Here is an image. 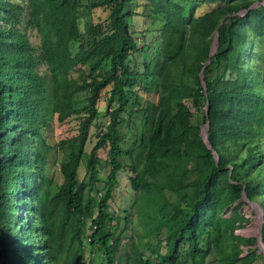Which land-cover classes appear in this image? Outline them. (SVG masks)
I'll return each mask as SVG.
<instances>
[{"label": "trees", "instance_id": "trees-1", "mask_svg": "<svg viewBox=\"0 0 264 264\" xmlns=\"http://www.w3.org/2000/svg\"><path fill=\"white\" fill-rule=\"evenodd\" d=\"M200 1L221 3L195 15L194 4L186 12L176 0H140L147 16L160 14L162 23L156 53L142 57L137 71L130 59L146 50L144 37L127 19L137 1L0 0V264H85V243L94 254L89 264L99 253L101 264H115L119 215L108 210V200L121 159L131 151L122 147L119 116L130 100L140 110L128 87L145 76H156L159 90L153 109L143 110L148 130L127 165L142 229L130 241L129 263L205 264L207 250L213 254L207 264L255 259L256 237L234 230L248 221L239 210L242 197L255 199L264 245V3ZM96 6L107 10L105 19L88 21L80 31L79 9ZM22 13L23 27L37 33L36 47L17 25ZM249 28L262 45L246 55L254 38ZM102 90L107 121L85 152ZM52 114L59 122L73 116L76 126L50 144L43 131ZM59 146L61 181L49 192L45 166ZM100 148L108 172L103 192L92 198ZM81 159L85 175L79 179Z\"/></svg>", "mask_w": 264, "mask_h": 264}, {"label": "rangeland", "instance_id": "rangeland-1", "mask_svg": "<svg viewBox=\"0 0 264 264\" xmlns=\"http://www.w3.org/2000/svg\"><path fill=\"white\" fill-rule=\"evenodd\" d=\"M134 1H137V3L133 6L135 11L132 13L131 16H129L128 24L130 28L134 30V32L137 34L136 36L139 38L140 36L144 37L143 40H140V43H144L145 51L142 53H134L130 59V66L134 67L136 70L138 69L141 71L143 68L141 64V58L144 57L146 59H150L155 53L158 48L159 40H158V27L162 23L161 15H157V17H154V20L152 17H148L141 7V4L139 3L140 0H132V3ZM181 5H183L185 11L187 12L189 7L194 4V14L198 15L201 13L206 12L207 10L211 9L214 6L219 5L221 2H204L200 0H176ZM262 2L264 3V0H257L254 1V6H256V3ZM244 10H240L239 14H243ZM107 14V10L103 8L102 6H96L92 9H79L78 11V26L79 30L83 31L84 26L88 21H97V20H104L105 16ZM23 13L21 14V22H18V27L22 29L27 36L28 40L32 45L35 47L38 44V36L34 28L30 26H24V18ZM10 24V23H9ZM140 31H144V33H140ZM141 34V35H140ZM248 34L250 37H254L252 40H249L248 43L249 50L245 54L248 55L250 52L253 54V52L257 49H259L262 45L261 41H255L256 37L254 36V32L252 29H248ZM212 45L214 44V32L212 31ZM254 43H251L253 42ZM214 46V45H213ZM212 47V46H211ZM247 58V56H246ZM254 58L253 56L251 58H247L246 61L250 62ZM42 67L41 65L39 66ZM137 70V71H138ZM72 74L75 75L76 72L72 71ZM143 77H137L134 79V82L128 87L130 90H132V97L136 99L138 102V106L140 107V110H136L135 104H132L128 102V104L125 106L124 111L119 116V130L121 135V144L122 147L125 149H130L131 151L128 153H124V157L121 159L122 161V167H120L116 172V182L111 188V197L108 200V210H110L115 215H119V218L117 219V226L118 228L115 230L117 239H118V249L117 253L115 255L114 261L115 264H130L129 260L127 258V253L129 252V244L132 239H136L137 235H140L142 233L141 226L139 224V221L136 217V195L138 191L134 190L130 186L129 177L132 175V172L127 167L128 163L132 160H135L136 158V152L138 151V142L139 137L145 138L146 132L148 130V123H149V117L144 116L143 110L146 108H149L150 110L153 109L152 103H155L157 98V92L159 90V83L156 76H145ZM50 89H47L46 95L48 96V99L51 100V84L49 83ZM105 90L101 91L100 97L98 98L96 102V108L97 113L96 117L94 119L93 125H90L89 131H88V137L86 139V143L84 146L85 152L89 150L91 147L93 141L95 140V132L99 130L98 126L101 124L104 125L107 121V109L105 108V99L104 96L106 95ZM134 93V96H133ZM75 98L78 104L80 105L81 99H83L82 92H79L75 94ZM190 105L189 103H187ZM205 109V105L203 106ZM191 109L194 110L191 106ZM195 112V110H194ZM150 114V113H147ZM198 116H201L200 113H197ZM49 125L46 127L43 131L46 140L52 144L56 142L59 138L68 136L75 132V126H76V118L73 116L68 117L66 120L59 122L55 118V114L49 115L48 117ZM205 123V121H204ZM202 123L200 125V133L202 137L205 139V133H206V126ZM64 150L62 146L56 147L55 149L50 150V156L45 166V174L52 179V181L48 182V185L46 186L47 190L51 192L55 189V186L59 184V181H61V175L58 169V162L61 159V156H63ZM98 156L100 157V161L98 162L97 166V172L96 176L98 177V181L93 184V187L96 189H92L90 194L93 197L99 196L98 192H103V185L102 181L105 180V174L108 172V166L105 165L102 161V159L105 157V150L104 149H98L97 151ZM55 156V157H53ZM129 156V157H128ZM85 175L84 170V160L81 159L80 164L77 168V177L80 179ZM167 197L171 198L173 197L172 193L165 192ZM243 198V203L239 206V210L242 213L243 216H245L248 221L236 228L234 230L235 233L240 234L242 236H255L257 237L260 232V224H261V206L259 202L254 200H247L246 198ZM125 211V213H124ZM16 212L21 213V210H17ZM229 210L224 211L221 213L222 215L226 216L228 214ZM92 213H89V216H91ZM121 228V229H120ZM209 226L206 228L209 230ZM163 230V229H162ZM162 231L160 233V236H162ZM206 236V235H205ZM86 242V241H85ZM161 244V243H160ZM201 244L203 245V249H206L205 246V240L201 241ZM257 248L255 249V259L247 264H264V245L262 242L256 244ZM241 249L243 250L242 253L246 252L247 245H240ZM89 245L87 243L84 244V263L89 264L87 259L89 257H94V254L89 255ZM160 250H163L162 244L160 245ZM212 252L207 250L204 254L205 264H207L209 259H212ZM102 255L101 253L97 254L95 259H92V264H101ZM235 264H240L238 261L235 262Z\"/></svg>", "mask_w": 264, "mask_h": 264}, {"label": "water", "instance_id": "water-1", "mask_svg": "<svg viewBox=\"0 0 264 264\" xmlns=\"http://www.w3.org/2000/svg\"><path fill=\"white\" fill-rule=\"evenodd\" d=\"M215 36H216V31H214V42H215ZM212 43L213 42H211V44H210V51H209V54H211L213 51H214V49H215V45L213 46V49H211V46H212ZM208 60H209V57H207L206 58V60H205V63H207L208 62ZM201 69H202V67H201ZM201 69H200V71H199V77H201ZM207 103L205 104V109H204V114H205V123H204V125L205 126H207V115H206V111H207ZM203 138V137H202ZM203 140H206V133H205V139L203 138ZM215 159H216V157H215ZM260 242H262L261 241V238H260V232H259V234H258V236L256 237V243H260ZM263 244V243H262Z\"/></svg>", "mask_w": 264, "mask_h": 264}, {"label": "bare ground", "instance_id": "bare-ground-1", "mask_svg": "<svg viewBox=\"0 0 264 264\" xmlns=\"http://www.w3.org/2000/svg\"><path fill=\"white\" fill-rule=\"evenodd\" d=\"M211 49H213V45H212Z\"/></svg>", "mask_w": 264, "mask_h": 264}]
</instances>
